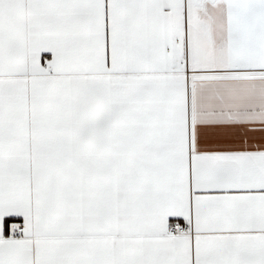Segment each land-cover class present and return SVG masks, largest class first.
Masks as SVG:
<instances>
[{"label": "snow or ice", "instance_id": "snow-or-ice-1", "mask_svg": "<svg viewBox=\"0 0 264 264\" xmlns=\"http://www.w3.org/2000/svg\"><path fill=\"white\" fill-rule=\"evenodd\" d=\"M0 264H264V0H0Z\"/></svg>", "mask_w": 264, "mask_h": 264}]
</instances>
